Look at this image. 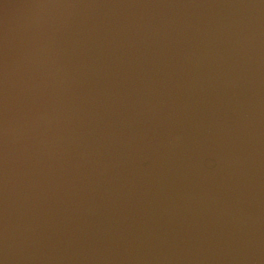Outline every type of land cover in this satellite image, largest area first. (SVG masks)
Listing matches in <instances>:
<instances>
[{"label":"water","instance_id":"water-1","mask_svg":"<svg viewBox=\"0 0 264 264\" xmlns=\"http://www.w3.org/2000/svg\"><path fill=\"white\" fill-rule=\"evenodd\" d=\"M0 264H264V0H0Z\"/></svg>","mask_w":264,"mask_h":264}]
</instances>
